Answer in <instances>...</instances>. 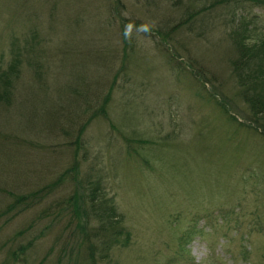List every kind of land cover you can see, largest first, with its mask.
<instances>
[{"label": "rangeland", "instance_id": "374dc122", "mask_svg": "<svg viewBox=\"0 0 264 264\" xmlns=\"http://www.w3.org/2000/svg\"><path fill=\"white\" fill-rule=\"evenodd\" d=\"M261 1L0 0V264H264V136L231 69ZM96 177L121 216L88 253L95 219L52 208Z\"/></svg>", "mask_w": 264, "mask_h": 264}, {"label": "trees", "instance_id": "16d2710c", "mask_svg": "<svg viewBox=\"0 0 264 264\" xmlns=\"http://www.w3.org/2000/svg\"><path fill=\"white\" fill-rule=\"evenodd\" d=\"M263 1L264 0H262L261 3ZM123 21L127 25V28H130L134 31L140 30L145 34L147 33L145 28L137 21L128 18H123ZM240 32V27L233 30L234 36L232 38L237 56L231 62V69L239 87L238 92L240 98L245 103L251 119L255 122V126L254 124L246 125L245 123L236 120L235 116L231 114V112H227L226 108L220 101L214 100V103L228 118L236 120L245 128L257 130L264 136V39H253V41L247 42L245 41L247 36L246 39H244L243 36L239 35ZM260 43H262V46L257 45ZM13 53L15 56L17 54V50ZM12 63L8 64V71L6 70V72H0V102L7 96V94L10 93L12 79L10 77L11 75L9 74L12 72ZM172 63L178 68L176 63ZM103 107L104 103L100 106L99 112L103 111ZM253 121L252 123H254ZM128 150L130 151L133 149L128 148ZM89 179L91 181L87 182V194L81 196V199L76 195H72V197H68L66 201L67 205L63 204V200H57L54 201L55 205H53L52 208L55 211V216L64 215L66 212L71 211L76 218L80 219L78 225L81 228L90 224V217L95 219V221L98 223L97 230L95 231L93 227H88L87 232L84 234L87 239L86 246L88 253L90 252V249L94 247L92 242L94 237H99L103 242L106 241V244L104 245L106 247L118 242V232H116L115 229L118 227L116 221L120 220L121 216L115 211L114 205L111 203V201L105 197L104 190L99 187V179L97 177ZM50 188H47L46 191L50 190ZM38 197L40 196H38L37 193L31 195V197L29 196V202H31L33 199L36 200ZM84 198L86 205L84 204ZM19 202H25L24 206L30 204L26 201L25 196H19V198H17L14 203H10L7 206L8 209L14 208ZM69 206H71V209ZM89 235L90 237L88 238ZM24 247L25 246H20L18 248L19 252H23ZM13 255H15V253H13Z\"/></svg>", "mask_w": 264, "mask_h": 264}]
</instances>
